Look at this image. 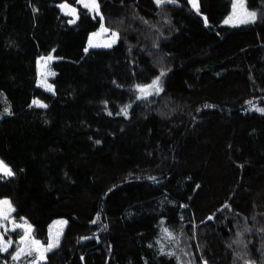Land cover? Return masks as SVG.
Wrapping results in <instances>:
<instances>
[{
    "label": "trees",
    "instance_id": "trees-1",
    "mask_svg": "<svg viewBox=\"0 0 264 264\" xmlns=\"http://www.w3.org/2000/svg\"><path fill=\"white\" fill-rule=\"evenodd\" d=\"M198 1L67 0L70 24L65 0H0V198L42 243L67 219L39 264H264V113L239 112L264 104V0L237 26L233 0ZM102 25L117 41L85 51Z\"/></svg>",
    "mask_w": 264,
    "mask_h": 264
},
{
    "label": "rangeland",
    "instance_id": "rangeland-1",
    "mask_svg": "<svg viewBox=\"0 0 264 264\" xmlns=\"http://www.w3.org/2000/svg\"><path fill=\"white\" fill-rule=\"evenodd\" d=\"M97 2H98V0H97ZM233 2H234V0H233ZM98 4H99V12H97L95 10H91V11L88 9L87 10L93 14L100 15L101 14L100 3L98 2ZM71 6L75 7L77 9V12H78V8L76 6H73V5H71ZM245 9L247 12H255L256 13L255 9H251L247 6V0H243V7H241L239 3L237 4V8H236L235 13L233 11V3H232L231 11L223 19L222 24L228 25V26L242 25V23H239L238 21H239V18L244 16ZM230 16L233 17L232 21L229 23H225L224 21L226 19H228ZM256 16H257V14H256ZM72 19H74V17H72ZM243 24H246V23H243ZM112 33H117V35L113 36ZM118 36L119 35H118V32L116 30H111V29L106 28L105 26H103V27L101 26L96 31L91 33V35L89 36V39H88L87 45H86V49L88 50L91 48H106L105 45H107V44H111V46H112L117 41ZM90 39H91L92 44L95 46H91V47L89 46ZM113 40L115 41L114 43H112ZM49 56L52 57L51 60L46 59ZM55 58L56 57H54L53 54H49V55H41V56L37 57V60H36V66H37V81L36 82H37L38 86H40L46 90H48L47 85H51V87L53 89V86L51 83V78L54 75H51V73H55V71L52 68V62ZM139 97H142V96L139 95ZM34 100L39 101L43 104V102L40 100H37V99H34ZM0 161H3L9 167V165L4 160H2L1 158H0ZM3 199L8 200V198H0V200H3ZM13 221H15V224H19V225H23L25 222V221L24 222L16 221L13 218V211H12L9 215V218L7 220L3 221L4 227H0V234L3 235L4 241L10 240L11 242H13V237H14L13 232L14 231L20 232V235L16 239V242L18 243V245H17V249L15 250V255L17 254V252H19L21 249H23V254L19 255L18 259H16L17 261H19L23 264H39L40 262L44 261L45 257H46V253L48 252V251H44V249L47 248L48 242H54L56 240L59 241L62 234H63L64 227L67 223V219L65 217H57V218L53 219L48 226L49 239H48L47 243H42L39 240L35 239L34 236L32 235V228H31V232L29 234V238L27 240H25L23 243H21L20 242L21 237L24 236V234H25V228L24 227L14 228L13 227ZM27 226H30V225L27 224L25 227H27ZM5 228H7V231H5ZM33 240L40 242V252H37L35 250V248L37 246L32 243ZM11 246H12V243H11ZM30 250L32 251V254L28 255V252ZM41 253L43 254L42 259H41Z\"/></svg>",
    "mask_w": 264,
    "mask_h": 264
},
{
    "label": "snow or ice",
    "instance_id": "snow-or-ice-1",
    "mask_svg": "<svg viewBox=\"0 0 264 264\" xmlns=\"http://www.w3.org/2000/svg\"><path fill=\"white\" fill-rule=\"evenodd\" d=\"M163 2H165V0H156L157 4H161ZM76 3L81 4L83 6V8L88 9L90 11L95 10V11L99 12V4H98L97 0H76ZM193 3L195 4V0H193ZM238 3L240 4L241 7H243V0H234V2H233L234 13L236 11ZM59 7L61 8V10L66 15H70V16L74 17V19H71L68 21L70 24H74L76 22V19H78L77 9L75 7H72L71 5H69L67 3V0H65V3L60 4ZM232 19H233V17L230 16L224 22L229 23L232 21ZM255 19H256V13L255 12H247L245 9L244 16L239 18L238 22L242 23V24L243 23H251V22H254ZM102 27H103V25H102ZM112 35L116 36L117 33H112ZM114 42L115 41L113 40L112 43H114ZM89 46L90 47L95 46L92 44L91 39L89 42ZM105 46L110 47L111 44H107ZM85 51H87V49H85ZM46 59L51 60L52 57L49 56ZM163 74L164 73H161V75H163ZM51 75H55V73H51ZM47 87H48V90H50V91L52 90L51 85H47ZM149 88H151L152 90H154L157 93L159 91H161V89L159 88V77H157V79L154 80L151 85L146 86V87H140L139 91L142 93L143 96H147L150 94L148 91ZM33 103L36 104L37 106H40V107H47V105H44L39 101L34 100ZM5 111H8V110L6 109ZM121 111L125 115H127V108L126 107L123 108ZM0 174H3L4 176L14 175L12 170L3 161H0ZM12 211H14V208L12 207V204L9 200H7V199L0 200V227H4L3 221L7 220L9 218V215ZM26 225H27V221H25L23 225L15 224V221H13V227L14 228H17V227H24L25 228V234H24V236L21 237V241H20L21 243H23L25 240H27L29 238V234L31 232V227L30 226L25 227ZM5 231H7V228H5ZM11 243L12 242L10 240L4 241L3 235L0 234V252L7 251L8 248L11 247ZM32 243L37 246L35 248V250L37 252H40V242L33 240ZM57 244H58V240H56L54 242H48L47 248L44 249V251H50L52 248L56 247ZM21 254H23V249H21L19 252H17V254L13 256V259L14 260L18 259L19 255H21ZM31 254H32V251L30 250L28 252V255H31ZM42 258H43V254L41 253V259Z\"/></svg>",
    "mask_w": 264,
    "mask_h": 264
},
{
    "label": "built area",
    "instance_id": "built-area-1",
    "mask_svg": "<svg viewBox=\"0 0 264 264\" xmlns=\"http://www.w3.org/2000/svg\"><path fill=\"white\" fill-rule=\"evenodd\" d=\"M239 112L242 114L247 113H264V104L260 103L259 100L249 102L239 108Z\"/></svg>",
    "mask_w": 264,
    "mask_h": 264
},
{
    "label": "water",
    "instance_id": "water-1",
    "mask_svg": "<svg viewBox=\"0 0 264 264\" xmlns=\"http://www.w3.org/2000/svg\"><path fill=\"white\" fill-rule=\"evenodd\" d=\"M189 4L191 5V8L193 9V10H196V9H198L199 8V1L198 0H195V4L193 3V0H189ZM258 99H255V100H253V101H257ZM250 102H252V101H250ZM249 103V102H248ZM247 104V103H246ZM229 204V201H226V202H224L219 208H218V210H217V212H219L220 210H222L226 205H228Z\"/></svg>",
    "mask_w": 264,
    "mask_h": 264
}]
</instances>
